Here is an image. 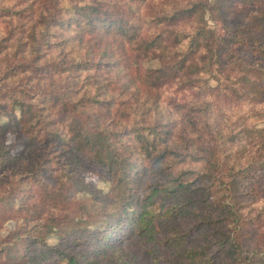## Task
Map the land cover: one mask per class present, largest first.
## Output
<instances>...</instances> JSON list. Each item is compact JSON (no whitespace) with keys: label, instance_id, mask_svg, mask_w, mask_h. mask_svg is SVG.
Returning <instances> with one entry per match:
<instances>
[{"label":"trees","instance_id":"obj_1","mask_svg":"<svg viewBox=\"0 0 264 264\" xmlns=\"http://www.w3.org/2000/svg\"><path fill=\"white\" fill-rule=\"evenodd\" d=\"M0 22V227L31 190L45 206L42 235L21 225L3 242L10 264H98L110 248L142 264L135 244L149 264H264V0H1ZM163 79L197 97L163 95ZM118 84L135 99L122 131ZM65 150L110 184L93 214L88 184L70 175L64 196L46 176Z\"/></svg>","mask_w":264,"mask_h":264},{"label":"rangeland","instance_id":"obj_2","mask_svg":"<svg viewBox=\"0 0 264 264\" xmlns=\"http://www.w3.org/2000/svg\"><path fill=\"white\" fill-rule=\"evenodd\" d=\"M1 2V0H0ZM207 23L209 27L212 29L214 28V23L211 21V19L207 16ZM0 27L2 29L6 30L8 29V25L6 22H0ZM96 57L91 58V63L96 61ZM248 60H250V57H247ZM254 61V59H253ZM139 64L142 69L146 68H157L159 66V62L157 60L152 61H146L141 59L139 61ZM102 71L99 75H106L107 68L102 67ZM98 71V67L96 65L90 64L88 67V73H95ZM97 74V73H96ZM163 84L162 88V94L166 95L167 97H176L178 101L182 104L195 99L197 95L190 90H182L177 87L174 83H170L169 81L163 79L159 80L160 83ZM115 100L117 101L116 107L118 108V120L119 125L117 128L119 131L125 130L128 126L127 121H130L133 119L132 113L130 111L131 104L134 103L135 99L133 95L129 93L128 90L123 91V88L118 84L117 90L114 92ZM166 100H161L160 102L163 103ZM257 125H263L262 122L257 123ZM124 138H127V132L124 131L123 133ZM3 144L8 148L9 154L11 156H17L21 150L22 145L17 141L15 134L12 132H7L3 137ZM68 150H65L63 152H56V154L52 157L53 164H50L51 167L55 168V172H52L51 174L46 173V176L48 177H54L52 179V187L54 189H60V193L64 196H67V192L74 189L75 184L70 180V175H74L77 180H81L84 183L88 184V193L84 194L83 192L78 193V197H82L84 199L82 208L86 211L90 212L91 214L99 211L101 207L103 206V203H101L100 199L97 197L99 192L106 193L110 191L111 187L110 184L106 181L104 178L101 169L94 165L92 162H90L87 158H85L83 155H80L79 162L76 165H72L71 161L69 160L68 156ZM69 163V167H66ZM8 173V172H7ZM57 179V180H56ZM252 181L256 182L257 179H253ZM135 189V188H134ZM32 194L29 195V200L27 204H24L22 208L16 206V210L13 213L9 214V218L6 219L5 222L0 227V250L1 251H10V256L6 257V259L0 260V264H10L14 261V253L15 248H8L10 243H3L8 238H10L12 235L11 231H13L15 228L17 229L21 225L23 226L21 231L18 233H35L42 235L41 231L37 227V224L39 223V219L41 218V213L43 210L44 203L39 199V193H37L34 190H31ZM119 189L114 192L113 196L116 198L119 196ZM29 204L31 205V210L28 208ZM261 203L259 202L257 207L259 208V205ZM151 211L154 213H159L163 211L165 208L164 206H160L158 201H155L154 204L150 207ZM110 212L108 210L105 211ZM245 239L242 240L243 237L239 238L240 242L243 243V245L246 248H251L252 246V235L250 233L244 234ZM46 242L50 245H54L56 243H60L61 245L65 244L66 241L64 238H61L60 235L53 234L45 235L44 236ZM12 243V242H11ZM137 249V252H136ZM130 251L137 253L138 257L144 262L142 264H149V260H147L146 256L142 254V249L140 248L139 244H135L134 246L129 248ZM99 257L98 264H121L122 262H125L127 259L125 255L119 254V249L113 250V248H110L106 251H104L102 256ZM96 257V258H97ZM166 258V253L157 251L155 253V256L152 260V264H160L163 259ZM151 259V258H148ZM113 260H115L113 262ZM119 261V262H117Z\"/></svg>","mask_w":264,"mask_h":264}]
</instances>
